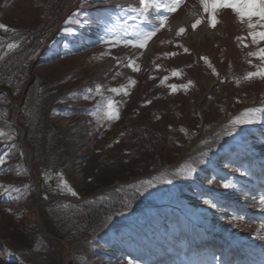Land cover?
Segmentation results:
<instances>
[{
  "label": "rangeland",
  "instance_id": "374dc122",
  "mask_svg": "<svg viewBox=\"0 0 264 264\" xmlns=\"http://www.w3.org/2000/svg\"><path fill=\"white\" fill-rule=\"evenodd\" d=\"M166 2L0 0V61L37 43L18 79L0 76L10 84L0 89V264H264V211L252 206L264 194V78H246L264 68L249 55L264 41L253 44L231 10L212 28L198 0L175 13L153 6ZM193 5L191 25L170 32ZM162 15L143 48L125 44ZM109 100L118 118L105 115ZM250 108L257 122L225 135ZM72 212L92 216L101 236L75 230Z\"/></svg>",
  "mask_w": 264,
  "mask_h": 264
},
{
  "label": "snow or ice",
  "instance_id": "6c2138e0",
  "mask_svg": "<svg viewBox=\"0 0 264 264\" xmlns=\"http://www.w3.org/2000/svg\"><path fill=\"white\" fill-rule=\"evenodd\" d=\"M185 2V0H167L166 3L163 5L159 3H154L153 6L159 8L163 6L169 13H175L180 5H182ZM202 12L204 15L207 16V23L208 26L215 28L217 23L219 22L217 19L218 12L220 10H231L235 16L237 17L238 22L242 24H246L248 31V37L251 38V42L253 44H259L261 41H264V0H198ZM150 3V0H140V5L143 8L144 11H147V6ZM119 7V6H118ZM135 11V9H132ZM169 17L168 16H160L159 18V25L154 27L152 31L138 34L137 40H126L125 44L132 45L133 47L137 48H143L147 42L156 35V33L165 26L167 23ZM205 21L198 17L195 19L194 23L192 24V29L196 30L197 26L204 23ZM0 29H4L7 31V28L5 25L0 24ZM186 29L180 28L176 35L180 36L182 33H184ZM238 40H244L246 37H237ZM15 45L10 44L9 48L14 47ZM245 47L248 45L245 44ZM182 47V45H181ZM185 52H188L189 50L187 48H184ZM166 55H175V53H169ZM249 55L255 56L262 62H264V47H260L257 49L254 53H249ZM202 60H204L206 63L209 64V67H212L211 63L207 60V57H201ZM251 63V61H250ZM135 70V69H134ZM214 74L219 75L218 73H215V69L213 68ZM173 75H176L174 72ZM254 77H260L264 78V68H260L256 72H249L246 76V78L251 79ZM167 79V78H165ZM134 83V82H133ZM191 84V82H189ZM188 85H184L186 88ZM173 91L177 89V85L172 84L169 86ZM97 92L100 91V86H97L96 88ZM111 91L116 92L117 89H111ZM127 94V93H125ZM87 98V97H85ZM150 103V101H149ZM259 109L250 108L245 110L241 115L236 116L235 118L231 119L230 121V127L231 130L226 132L225 135H233L237 128L239 126L243 125H251L257 122L258 116L257 113L259 112ZM105 115L109 119H115L118 118L117 110L114 107V102L109 100L107 104V111ZM4 160L0 158V164H2ZM203 163V161H201ZM196 169L192 168L188 175L185 177H182L184 179H190L193 172H195ZM173 181L171 179L167 180L166 183L171 184ZM62 183H66L62 181ZM144 183L148 187H154V184L151 180H146ZM209 184L213 183L212 179L208 180ZM224 189H233L237 188V185L229 182H225L221 185ZM69 191L73 196L77 195L74 191H71V188H69ZM137 193H139V189H137ZM151 194V193H149ZM253 207H259L262 211H264V194H261L258 199L256 197H253ZM204 203L206 205H210L211 207L215 208L216 204L211 200H205ZM233 220L242 222L245 218L243 216H232ZM261 238H264L262 236ZM131 264V262H130Z\"/></svg>",
  "mask_w": 264,
  "mask_h": 264
},
{
  "label": "trees",
  "instance_id": "16d2710c",
  "mask_svg": "<svg viewBox=\"0 0 264 264\" xmlns=\"http://www.w3.org/2000/svg\"><path fill=\"white\" fill-rule=\"evenodd\" d=\"M37 49V43L35 39L29 42V44L24 45L23 47L18 48L16 51H14L11 55L4 58V60L0 61V76L4 74H8L10 76V82H12L15 79H18L22 72L24 71V68L26 66L27 61L31 58V54L34 53V51ZM1 80V77H0ZM0 89L5 90L7 92H10V84L8 86H4L3 83L0 81ZM1 95V91H0ZM134 177L139 176L142 174L141 171H132ZM106 183L100 184V186H105ZM78 205V204H77ZM70 216V217H69ZM68 218L72 220V222L77 223L79 227L75 228V230H82L83 232L87 230V233H91V230L93 232V235L97 237L101 236V230L99 227L94 226L91 227V223L93 221H90L92 216H89V214H83V213H75L72 212L69 213ZM74 230V231H75Z\"/></svg>",
  "mask_w": 264,
  "mask_h": 264
},
{
  "label": "bare ground",
  "instance_id": "6f19581e",
  "mask_svg": "<svg viewBox=\"0 0 264 264\" xmlns=\"http://www.w3.org/2000/svg\"><path fill=\"white\" fill-rule=\"evenodd\" d=\"M197 8H198V5H195V6L193 5V6H191V8H189L190 10L188 12L184 10L185 8L183 10H181L180 14L175 16V18L173 20V23H172V27H171V31L170 32L173 33V31H175V29L179 28L180 25H182V24L191 25V23L194 20L195 13L198 11ZM234 192H237V191L235 190ZM237 194L239 196H241L240 193H237ZM237 194H234V195H237ZM236 200H237V198H236ZM231 243H233V241ZM62 249L64 251V258L66 259L65 261H67L68 260V255H67L66 248L64 246H62Z\"/></svg>",
  "mask_w": 264,
  "mask_h": 264
},
{
  "label": "water",
  "instance_id": "95a60500",
  "mask_svg": "<svg viewBox=\"0 0 264 264\" xmlns=\"http://www.w3.org/2000/svg\"><path fill=\"white\" fill-rule=\"evenodd\" d=\"M18 115V112L16 111L15 113V117H14V121H13V125L20 131V140H21V143L24 147V149L26 150L27 152V155H28V166L29 168L31 169V171L35 174L33 168H32V164H31V152L29 151V148L27 147V145L25 144L24 140H23V135H24V131L23 129L21 128V126L16 122V116ZM36 175V174H35ZM38 184H39V180L37 178L36 180V189H37V193H39V188H38ZM41 231L43 232V234L45 235V237H47L49 240H51L52 242L60 245V240L51 236L49 233H47V231L45 230L44 227H42L41 225H39Z\"/></svg>",
  "mask_w": 264,
  "mask_h": 264
}]
</instances>
